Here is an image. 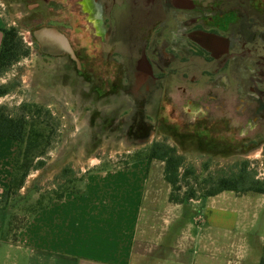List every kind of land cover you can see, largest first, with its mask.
I'll return each instance as SVG.
<instances>
[{"label": "rangeland", "instance_id": "1", "mask_svg": "<svg viewBox=\"0 0 264 264\" xmlns=\"http://www.w3.org/2000/svg\"><path fill=\"white\" fill-rule=\"evenodd\" d=\"M229 1L232 5L235 0ZM28 10L12 0H0V26L14 29L13 43L17 48L16 58L0 76V87L7 89L0 95V109L12 117L25 115L32 127L46 129L49 138L43 143L44 153L34 158L23 187L9 202L16 203V210L7 213L9 221L3 223L5 231L11 229L10 238L27 225L30 210L47 203L55 191L66 189L61 176L64 167L74 171L72 177L83 176L84 180L76 183L82 191L91 173L127 172L132 163L141 160L147 176L144 204L154 207L144 219L153 227L151 238L161 236L165 229L157 228L160 220L169 223L173 205L181 203L168 199L171 186L163 177V161L136 159L145 155L152 141L163 140L173 146L183 157L182 170L193 169L182 181L179 194L190 186L197 197L175 208L182 210L181 241L201 223L204 179L237 172L244 166L243 161H247L245 170L249 175L264 179V0H246L240 17L214 19L219 30L225 27L222 34L233 32L229 35L232 46L219 58L207 57L206 51L173 54L160 47L162 52L154 55L153 77L137 82L134 69L121 67L119 62L117 68L100 69L101 75L112 73L118 77L109 84L102 78L99 82H86L73 67H66L64 56L42 53L32 35L33 28L52 24L65 31L63 13L58 12L54 20L45 8V17L32 22L21 18ZM77 24V20L73 22L76 35L69 38L75 44L85 43L88 49L96 47V41L79 30ZM148 35L136 36L132 41L119 38L116 49L131 42L137 47L136 55L141 44L149 43ZM97 64L101 65L100 61ZM5 139L8 158L10 145L17 148L18 143ZM37 160L43 162L40 167ZM232 193L239 197L249 195L250 204L242 209L253 216V231L259 230L263 235L264 194ZM0 204L4 202L0 200ZM144 219L142 226L146 225ZM143 235L144 230L139 229L138 237ZM254 249L260 250L257 242ZM247 262L244 260V264Z\"/></svg>", "mask_w": 264, "mask_h": 264}, {"label": "crops", "instance_id": "2", "mask_svg": "<svg viewBox=\"0 0 264 264\" xmlns=\"http://www.w3.org/2000/svg\"><path fill=\"white\" fill-rule=\"evenodd\" d=\"M5 146V137H0V192L10 181L17 149L15 144L10 145L7 158ZM132 164L127 172L91 173L84 182V193L67 192L61 200L37 210L12 238L8 235L10 227L5 231L3 223L9 221L8 212L16 206L0 204V264L259 263L264 234L253 231L254 218L242 209L250 204L249 195L239 197L224 190L206 196L199 211L201 223L184 241L182 210L175 209L182 204H174L169 223L162 219L157 226L165 231L153 240V227L144 219L154 208L144 204V161ZM165 208L161 207L164 214ZM139 229L144 230L142 238L138 237ZM256 242L260 249L257 252Z\"/></svg>", "mask_w": 264, "mask_h": 264}, {"label": "flooded vegetation", "instance_id": "3", "mask_svg": "<svg viewBox=\"0 0 264 264\" xmlns=\"http://www.w3.org/2000/svg\"><path fill=\"white\" fill-rule=\"evenodd\" d=\"M12 1L23 4L30 10L22 14L21 18H28L32 22L45 17V8L54 15L52 17L54 20H57V13L62 12V23L65 28L62 32L67 37L73 55L66 51L60 54L43 52L40 41L35 36L40 51L46 55L64 56L66 67H73L84 81L95 83L102 78L105 84L113 82L118 77L112 73L101 75V67L117 68L119 62L121 67L128 66L134 69L133 76L137 82L153 77L154 55L156 51L162 52L160 47L167 48V52L171 50L173 54L183 51L196 55L199 51H206L209 54L207 57L219 58V54L227 52L232 46V39L229 37L232 31L222 34L225 27L219 30L214 19H225L229 15L240 17L246 6V0H235L232 5L229 0ZM76 20L77 28L92 37L97 43L96 47L88 49L85 43L75 44L73 39L69 38L76 35L77 31L73 27ZM42 25L34 27L32 33ZM146 34H149L146 39L149 43L141 44L143 46L138 48L136 55L134 49L137 47L131 42L125 47L128 54L123 50L124 47L116 49L119 38L132 41L136 36ZM98 61L101 65L97 64ZM92 62L93 65L90 64Z\"/></svg>", "mask_w": 264, "mask_h": 264}, {"label": "trees", "instance_id": "4", "mask_svg": "<svg viewBox=\"0 0 264 264\" xmlns=\"http://www.w3.org/2000/svg\"><path fill=\"white\" fill-rule=\"evenodd\" d=\"M2 40L0 44V76L4 69L10 65V63L16 58L17 53L13 41L15 40L16 33L13 28H1ZM7 92V89L0 87V95ZM46 129L42 127H32L31 123H28L25 115L12 117L4 114L0 109V137H5L14 140L18 143L13 169L10 181L6 188H3L0 192V200L4 204H10L12 196H17L19 189L23 187L24 180L29 173V170L33 167L34 158H38L44 153V142H47L49 135L45 132ZM138 159H146L150 161L152 159H158L163 161V177L166 182L171 186L168 199L174 203H184L189 199L197 197L195 190L188 186L180 195L182 189V181L193 172L192 168H185L182 170L183 157L177 154L175 148L165 141L157 140L152 141L148 151L142 157ZM135 159V160H136ZM247 161H243L244 166L237 172H233L228 175H220L217 177H209L203 180L205 189L203 196H212L224 190H231L236 192H256L264 194V179L260 180L249 175L245 170V164ZM43 162L41 160L36 161L37 166H41ZM35 165V166H36ZM73 170L70 167H64L61 172L62 181L66 185V189L62 192H54V195L49 197L47 203L40 204L33 210H30V215L35 213L48 205L54 199H62L64 193L70 192L75 195H80L84 192L80 191L81 188L76 184L82 182V177H72ZM71 174V175H70ZM70 185V186H69ZM80 186V185H79ZM19 203V202H18ZM10 205H16L10 204ZM258 264H264V239L262 245V255Z\"/></svg>", "mask_w": 264, "mask_h": 264}, {"label": "water", "instance_id": "5", "mask_svg": "<svg viewBox=\"0 0 264 264\" xmlns=\"http://www.w3.org/2000/svg\"><path fill=\"white\" fill-rule=\"evenodd\" d=\"M32 35L39 39L43 52L60 54L66 51L73 55L67 37L56 26L42 25Z\"/></svg>", "mask_w": 264, "mask_h": 264}]
</instances>
